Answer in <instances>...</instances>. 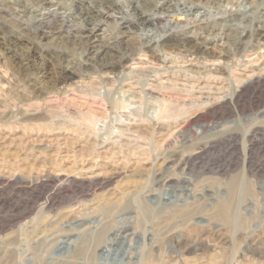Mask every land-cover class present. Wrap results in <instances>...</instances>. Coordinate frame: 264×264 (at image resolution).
I'll return each instance as SVG.
<instances>
[{
    "label": "rangeland",
    "instance_id": "1",
    "mask_svg": "<svg viewBox=\"0 0 264 264\" xmlns=\"http://www.w3.org/2000/svg\"><path fill=\"white\" fill-rule=\"evenodd\" d=\"M43 1L0 0V264H144L153 249L159 264H264V43L231 56L236 31L215 23L209 0L188 14L160 0L157 24L128 21L129 38L93 54L66 30H83L79 11L95 1ZM114 19L99 43L125 29ZM165 32L180 44L160 45ZM204 36L217 39L195 58ZM125 49L134 64L101 67ZM60 51L80 81L57 84ZM103 141L122 153L97 157ZM233 186L225 221L215 213Z\"/></svg>",
    "mask_w": 264,
    "mask_h": 264
},
{
    "label": "bare ground",
    "instance_id": "2",
    "mask_svg": "<svg viewBox=\"0 0 264 264\" xmlns=\"http://www.w3.org/2000/svg\"><path fill=\"white\" fill-rule=\"evenodd\" d=\"M47 1L48 0H44L43 2H47ZM94 1H95L94 2L95 6H94V9H92V11H86V12L82 11V10L79 11V16L78 17L80 19V22L82 23L81 24V27H82L81 29H83V30H78V31L76 30L77 32L76 31L66 30L67 34H70L69 36L71 38H75V40L74 39L73 40L76 42V44L78 43V44H81V45H86V47L84 48L85 51L86 50L90 51V50L96 49V51L93 54H103V55L110 54L113 50L117 49V47L119 46V43L121 42L122 39L125 40V38H127V37L129 38L130 31L128 30V25L125 24L128 21L134 22L135 24L138 25V27L140 29L150 28L151 25L157 24L156 23L157 21H155V19L158 18V14L163 13L162 10H164L163 8L162 9L159 8V3L162 2L160 0H131V1H129V3H126V4L118 3L115 0H94ZM142 1L144 2V5L149 4V6H144ZM222 1L223 0H209V3H210V7H213L215 9H217L219 11V13H221L219 15V17L215 20V23L219 24L220 26L227 27V28L230 27L231 30H235L236 31V34H237V41L235 42V46L236 47L234 46L235 51H233L234 48L229 50L230 55L232 56L233 54H235V52H238L239 50H241L242 52H245L249 48H253V47L259 48L260 47V42L264 43V4L261 5V3L264 2V0L261 1L259 4L257 3V1H255L256 4H258L256 6H254L250 2H247L245 0H241L242 6L244 7V10H245V8H247V9L254 8V10L252 12H253V15H255V16H249V15L245 16L244 13L240 12L239 10L227 9L226 6H224L221 3ZM179 2H180V6H177L175 8V10L177 12H181L183 14L192 13L193 11H195L194 10L195 8H197L198 6L202 5L199 2V0H193L189 4H187L184 0H180ZM227 2L231 3V4L233 3V1H231V0H227ZM203 3L207 4L208 0H205ZM123 5H124V7H123ZM246 11H248V10H246ZM138 15L142 18V20L141 19L139 20V18H138L139 16ZM151 15L154 16V17L151 18ZM107 16L120 17V20L114 19L115 24L117 26H119V28L125 27V29H127V30H125V29L124 30H120V35L114 33L111 38H102L101 37L103 42L99 43L98 42L99 39L94 37V34L100 28L102 20H104V18L107 17ZM138 20L141 21V22L138 23L137 22ZM243 22H246L248 25L242 24ZM66 28H67L66 23H62V24L56 26L54 29L46 30L43 33L44 34H51V32H53L52 34H60ZM104 30H105V28H102V31H104ZM158 37L159 38H158L157 41H158V43L160 45H179L180 44L179 41H176L174 39L176 36L173 33H171V32H169V33L165 32V33L159 34ZM203 38L204 39L202 41L197 42V43L195 42L193 44V46H191V49H192L191 50V53H192L191 55H193L195 58H196V54L198 53L197 51H201V53L205 54V56H206V51H207L206 50L207 49L206 46H207V44L215 42L216 39H217V37H210V36L209 37L208 36H204ZM141 41L137 40V43H136L137 46L139 44V46H138L139 48L138 49H141L140 46H143V47L145 45L149 46L148 43L145 44L144 42H141ZM184 41L187 42L189 40L185 39ZM147 42L150 43L151 39H148ZM132 50L130 51L129 49H125V51L118 57L117 60H109V61L104 60L103 62H101V67L104 68V69H107V70H117L121 66L122 63H133L135 58H134V54L132 53ZM57 56H59L62 61L66 62V67L63 68L60 71L59 76H58V78L56 80L57 84L60 85V87H62V86L69 85V84H71L73 82L80 81L81 79L80 80H77V79L80 78L82 73H79V70H78V72H76L75 68H74V65H71L74 62L73 55H69L65 51H60ZM226 56H228V55L226 54ZM204 60H207V59H201V61H199V62H201L204 65H207V61H204ZM211 60H212V64L213 65H219V62L222 60V57L221 56L220 57H216L215 59H211ZM83 62H85V59H84ZM43 75L44 74L41 73V75H38V78L42 77ZM81 82L83 83L84 81H81ZM89 83H90L91 86H95V85H93L94 84L93 82H89ZM120 131L124 132L126 130L120 129ZM119 133H121V132H119ZM125 141H126V139H125ZM103 143H105V141H103L102 143L100 142L99 144L96 142L97 146H96V144H94L95 146L93 148L96 147L95 148V152L97 153V157L105 156V154L109 153V151L111 149H112L111 151L113 152L112 154L122 153V149H120L119 147H106V145L103 144ZM123 150H125V149H123ZM91 151H93V150L91 149ZM109 162H106L107 163L106 165H110L111 167L112 166L114 167V163L110 164ZM95 165H97V164L95 163ZM83 168L84 167L82 166L81 171L83 170ZM86 169L87 168H85V170ZM170 180H171V178L166 179V181H170ZM43 183H44V181H43ZM232 183H234V181ZM230 186H232V185H230ZM34 188H35V186H34ZM235 190H237V186L236 187L233 186L232 188H230L229 194L226 195V196H228V197L230 196V197L229 198L227 197V200L219 203V207H218V210L216 211L215 215L217 217L221 218L222 220L229 221L231 219L230 218L231 217L230 209L233 208L232 207L233 206L232 205V203H233L232 202L233 201L232 200V195L237 193ZM51 202H49V204ZM112 203H113V201H112ZM48 206H51V205H48ZM46 210H47V208H46ZM179 213L182 214V215H186V214L189 213V211L180 210ZM43 232H44V230H43ZM122 236H124V235H122ZM122 236H120V237H122ZM98 241H100V240H98ZM98 244L99 243H97V245ZM157 246H158V244H157ZM104 248H106V247H104ZM81 250H83V248ZM153 251H154V249H153ZM153 251L152 250L147 251L146 256H144L145 257L144 258V264H159L158 261H157L158 256ZM159 261H160V259H159ZM69 264H72V263H69Z\"/></svg>",
    "mask_w": 264,
    "mask_h": 264
}]
</instances>
